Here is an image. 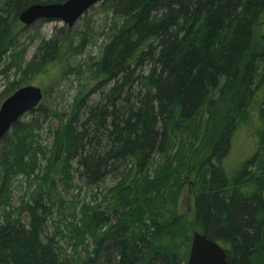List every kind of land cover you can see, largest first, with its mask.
<instances>
[{
    "label": "trees",
    "instance_id": "trees-1",
    "mask_svg": "<svg viewBox=\"0 0 264 264\" xmlns=\"http://www.w3.org/2000/svg\"><path fill=\"white\" fill-rule=\"evenodd\" d=\"M63 1L0 6V65L9 60L0 104L45 65L86 48L87 29L59 27L25 64L10 59L20 11ZM99 10L105 42L88 67H71L84 89L69 110L47 108L43 97L0 140V264H186L189 236L175 211L186 183L193 229L222 245L231 264H264V37L254 43L264 0H101ZM11 70L20 77L9 80ZM221 102L217 135L198 160L185 144L205 136ZM250 111L257 150L230 173L224 159ZM49 116L61 122L46 145L39 136ZM18 176L27 184L13 206ZM75 176L86 185L112 176L114 202L82 205L83 252L70 240L65 254L44 222L64 201L61 181Z\"/></svg>",
    "mask_w": 264,
    "mask_h": 264
},
{
    "label": "rangeland",
    "instance_id": "rangeland-1",
    "mask_svg": "<svg viewBox=\"0 0 264 264\" xmlns=\"http://www.w3.org/2000/svg\"><path fill=\"white\" fill-rule=\"evenodd\" d=\"M5 0H0V6ZM101 1L92 6L84 13L71 27L73 30L79 32L86 30L91 35L89 42L84 51L61 65L56 62H50L44 67H48L46 71H41L33 75L28 83L41 87L43 91V101L47 108H56L59 111H68L70 105L73 103L77 91L84 89V80L80 76H76L71 67H88V63L96 60L99 57L102 44L105 39L100 34L101 30L108 24V18L102 13L100 9ZM90 19V21L88 20ZM88 20V21H86ZM59 27H66L62 21L59 20H43L36 22L30 26H24L20 21L16 24L13 30L16 45L10 51V59L19 61L21 65L25 64L32 57L36 47L42 40H46L53 36L55 29ZM264 37V13L262 14L258 25L255 27L254 43L259 44ZM25 50L19 53L22 48ZM258 47V46H257ZM18 59H16V53ZM13 57V58H12ZM0 65V69L8 62ZM58 67V68H54ZM9 75V80L19 78V73H14L13 70L6 72ZM4 73H0V90L4 88L7 79ZM225 102L219 105L218 114L212 118L208 123V131L203 137H197L185 144L187 149H194L195 157L201 159L208 155L212 145V138L217 135V124H219L221 111L224 110ZM205 114L204 116H206ZM248 121L243 123L235 132L232 138V144L229 153L224 159L225 167L230 173H234L243 161L248 159L255 150H257V124L254 119V112L248 113ZM30 117L25 113L20 119L27 121ZM61 120L56 116H49L43 123V129L40 133L39 140L41 143L50 145L54 139V133L58 128ZM210 141V142H209ZM196 159V161H197ZM44 164H42L43 167ZM77 176V175H76ZM71 180L69 185L61 181V189L64 201L60 206L55 208L51 217H47L44 222L45 232L54 234L58 239L60 247L63 248L65 254H72L73 248L69 241L77 242V252L82 254L83 247L78 241L79 235L76 233V228L79 226L78 218L80 217V209L83 204L89 205H111L114 202L113 197L109 194L108 188L114 185L115 179L108 176L98 185H86L77 177ZM25 183L23 177L18 176L14 188L12 190L11 204L17 206L20 199L24 195ZM194 189L190 183H186L182 188L180 194L177 195L175 201V211L182 216L181 226L189 236V248L192 238V233L195 231L192 227L193 218V196ZM57 205V203H56ZM25 219V215H23ZM60 231V232H59ZM58 234V236H57ZM72 238V239H71ZM86 242V241H85ZM76 253V252H75ZM189 254V253H188Z\"/></svg>",
    "mask_w": 264,
    "mask_h": 264
},
{
    "label": "water",
    "instance_id": "water-1",
    "mask_svg": "<svg viewBox=\"0 0 264 264\" xmlns=\"http://www.w3.org/2000/svg\"><path fill=\"white\" fill-rule=\"evenodd\" d=\"M101 0H64L63 2L34 3L20 11L19 21L30 26L39 20H59L68 27ZM43 98L41 87L33 84L20 86L0 104V139L13 123L35 109ZM142 264V263H139ZM186 264H231L223 246L198 230L192 233Z\"/></svg>",
    "mask_w": 264,
    "mask_h": 264
},
{
    "label": "bare ground",
    "instance_id": "bare-ground-1",
    "mask_svg": "<svg viewBox=\"0 0 264 264\" xmlns=\"http://www.w3.org/2000/svg\"><path fill=\"white\" fill-rule=\"evenodd\" d=\"M51 20H55V19H51ZM39 21H41V20H39ZM1 139H2V138H1ZM1 139H0V140H1ZM221 246H222V245H221Z\"/></svg>",
    "mask_w": 264,
    "mask_h": 264
}]
</instances>
